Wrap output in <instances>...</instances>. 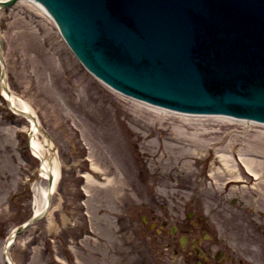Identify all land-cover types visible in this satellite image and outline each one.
<instances>
[{
    "label": "rangeland",
    "instance_id": "374dc122",
    "mask_svg": "<svg viewBox=\"0 0 264 264\" xmlns=\"http://www.w3.org/2000/svg\"><path fill=\"white\" fill-rule=\"evenodd\" d=\"M0 31L9 89L31 105L61 162L49 212L11 248L15 264H195L169 232L190 223L189 211L206 220L209 241L264 264V124L162 111L111 89L30 2L0 8ZM28 126L0 95V264L5 236L33 210Z\"/></svg>",
    "mask_w": 264,
    "mask_h": 264
},
{
    "label": "water",
    "instance_id": "95a60500",
    "mask_svg": "<svg viewBox=\"0 0 264 264\" xmlns=\"http://www.w3.org/2000/svg\"><path fill=\"white\" fill-rule=\"evenodd\" d=\"M37 1L80 61L118 91L179 111L264 122V0ZM0 63V86L9 94L1 35ZM6 103L37 124L34 114ZM39 129L51 161L55 146ZM47 175V207L19 224L11 241L7 236L5 259L15 236L46 213L50 169Z\"/></svg>",
    "mask_w": 264,
    "mask_h": 264
},
{
    "label": "bare ground",
    "instance_id": "6f19581e",
    "mask_svg": "<svg viewBox=\"0 0 264 264\" xmlns=\"http://www.w3.org/2000/svg\"><path fill=\"white\" fill-rule=\"evenodd\" d=\"M22 1L30 2L31 4L40 8V10H42V12L47 17L52 19L53 22L56 24V22L52 18V16L38 2H36L35 0H22ZM0 8H2V5H0ZM56 26H57V24H56ZM3 95L7 96L11 100L13 105H15L17 108L35 115V112L32 109L31 105L26 100H24L22 97L15 94L13 91L10 90L9 94H6V91L4 90ZM156 108L158 110L167 111V109H163V108L155 106V109ZM35 117H36V115H35ZM221 118L233 119V118L228 117V116H222ZM37 120L39 122L38 118H37ZM29 123L31 124L30 121H29ZM39 125H40V122L34 125L33 133L29 138L30 152L32 153V155H34L38 159V165L41 164V167H39V166L37 167V175H36V178L33 181V185H32L33 191H34V203L32 206L33 212L42 211L47 207V196H46L47 180L46 179H47V172L49 171V169L53 173V192L56 190L57 184H58L60 176H61V162H60L59 158L57 157L56 150L53 152V154L51 156V161H50L48 158L50 156V153H49L50 150L44 146L45 138L44 137L39 138V136H38ZM27 129H29V126ZM246 159H245L246 169L248 170L249 173L254 174V176H256L257 173L253 170V167H252L253 162L250 161L251 159H247V160ZM92 169L97 170L98 168L95 164H92ZM83 175H84L87 182L97 181L96 178H94L93 175L88 171L83 172ZM109 180H110V177H105L103 182H107ZM51 199H52V195H51ZM50 207H51V201L48 205V210L46 211V215L49 212ZM9 260H10L11 264H15L12 257H9Z\"/></svg>",
    "mask_w": 264,
    "mask_h": 264
},
{
    "label": "flooded vegetation",
    "instance_id": "af4514ba",
    "mask_svg": "<svg viewBox=\"0 0 264 264\" xmlns=\"http://www.w3.org/2000/svg\"><path fill=\"white\" fill-rule=\"evenodd\" d=\"M195 217L194 221H190L185 226L175 223L174 232L171 234V237L176 250L181 249L182 241L179 239V236L176 238L178 232L180 235H185L186 239H183L188 242L189 252L195 254L193 256L195 264H245L240 258L235 257L233 252L226 251L225 248L218 245L215 240L209 241L207 238H210L211 234L207 231L206 220L199 215H195ZM190 233H194L193 237H190ZM193 238L196 239V244L191 246L189 243ZM260 249H264V245L260 246ZM189 262L190 259L186 261V263Z\"/></svg>",
    "mask_w": 264,
    "mask_h": 264
}]
</instances>
